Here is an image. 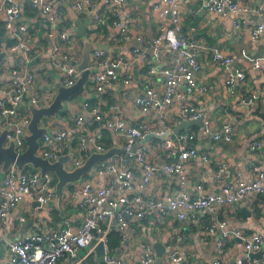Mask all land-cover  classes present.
I'll return each instance as SVG.
<instances>
[{
    "label": "built area",
    "instance_id": "1",
    "mask_svg": "<svg viewBox=\"0 0 264 264\" xmlns=\"http://www.w3.org/2000/svg\"><path fill=\"white\" fill-rule=\"evenodd\" d=\"M29 6L45 16L47 24V36L52 45L49 59L52 66L61 75L64 86H72L76 83L81 72L76 69L77 60L75 55L68 56L64 53L61 43H69L75 38L72 32L76 26L71 21V30L61 32L57 35L59 21L58 9L52 0H25ZM70 7L80 16H87L89 21L99 23L100 15L96 10L93 0H71ZM181 0H157L150 4L153 12L161 16H170L169 25L163 24V33L159 38H153L150 42L152 52L150 62L145 52L143 38L136 37L135 47L132 49V58L127 59L123 55L109 53L102 50H94L90 55V68L96 70L91 76L92 85L96 93H103L107 86L120 84L124 88H130L133 84V74L138 73V67L147 65L146 75L163 76V92L158 93L145 83L143 90L131 97L133 108L143 114H150V119L142 123L130 125L123 117H119L115 111L116 106L106 120L105 126L116 135L123 138V154L112 155L107 161L97 164L92 173L83 178L81 182L68 185L62 201L73 204L78 198L81 199L80 207L84 213V219L77 230H72L67 222L54 231L39 233L33 230H25L11 238L0 237V243L5 250V261L7 264H58L60 261H68L70 264L81 262V251L90 254L101 244L103 249V260L107 264H134L130 261L114 258L110 255L111 248L108 243V235L115 232L119 236L121 246L128 245L132 239L131 230L128 225L129 219L143 221L152 217L161 220L169 214H174L179 220L193 222L202 216H209V223L204 226L209 234L215 229L220 232L217 238V246L220 250L228 248L231 238L238 239L241 244L243 256L238 263L264 264L263 239L260 234L252 233L246 235L240 230H228L225 220L219 217L220 209H232L239 203L246 202L250 198L264 195V167L250 165L253 178L244 180V174L236 172L231 182H222L217 192H209L206 189L208 177L205 172H200L198 179L189 185L186 165L193 160L200 159L203 163L210 162L205 154H199L192 145L195 134L184 132L178 136V143L167 150L169 159L158 166L159 139H163L172 132L175 122L158 115V110L164 106L177 102L183 109L184 122L188 123L202 119L201 134L210 137L214 142L231 143L234 138V127L229 121L223 124L220 131L213 128L205 115L197 109L192 108L186 102V96L193 95L199 91L196 74L200 69V61L193 51V43L186 38L180 25L179 4ZM125 0H107L104 6L112 18V25L122 31V38H129L130 19L126 18L122 6ZM1 11L3 15L2 24L5 36L13 34L16 43L9 48L10 52H18L27 60L35 59L39 52L34 47L33 33L25 22H21V5L18 0H1ZM204 6L213 14L227 16L248 15L256 12V9L247 4H241L235 0H206ZM96 10V11H95ZM69 20V19H68ZM235 28H239L241 21L233 20ZM264 33V14L259 22L248 30V37L256 41ZM98 36L97 33H94ZM92 41V40H91ZM104 42V41H103ZM73 43H71L73 51ZM101 43V42H99ZM165 46L172 54L171 64L160 70L158 60L160 49ZM211 53L212 61L221 64L225 68V85L230 96L238 94L237 88L246 79V73L232 67V58L224 54L214 46L206 48ZM0 58V73L8 77V82L0 92V132L11 129L7 135L8 140H13L16 151L21 153L25 149L22 135L26 133L25 125L29 122L28 115H20L18 109L24 101L28 90L35 83V74L24 72L14 67H8L2 62L4 55ZM143 76V79L147 76ZM45 97L33 96L30 103L37 106L39 101ZM46 98L51 100V97ZM255 97L244 94L240 97V106L247 108L254 104ZM83 108L89 109V116L78 115L75 124L80 128L75 155L66 163L68 170L80 166L92 152L103 153L108 148L101 140V132L87 134L92 124H100L102 111L97 106H91L88 101L82 104ZM156 111V112H155ZM177 124H183L177 121ZM46 126V125H45ZM47 127V126H46ZM187 129V128H186ZM185 130V129H183ZM146 141L138 145L144 138ZM68 139L65 130H57L51 134L43 135L39 140L37 154L49 161L54 162L68 149ZM91 146L92 152L88 149ZM260 143H252L249 147L253 154L258 150ZM253 156V155H252ZM253 160V157L249 159ZM134 163L140 168V173L135 171ZM227 169L225 164H218L215 172L216 180H220ZM168 176L175 184L164 193L156 192L151 196L142 197L141 191L145 190L153 181ZM104 176L110 177L108 186L101 185L99 179ZM55 177L52 173L40 177L38 170H24L17 176L14 167H11L0 181V231L3 229L6 219L14 210L20 198L25 197L31 203H36L33 208L41 210L51 205L55 198ZM24 216L19 217V223H25ZM177 236L176 241L181 242ZM141 250L139 264H155L156 258L152 245L148 241L139 242ZM261 252L260 258L252 259L254 253ZM174 263H183L187 260L185 253L174 252L169 256ZM212 264H221L215 260Z\"/></svg>",
    "mask_w": 264,
    "mask_h": 264
},
{
    "label": "crops",
    "instance_id": "2",
    "mask_svg": "<svg viewBox=\"0 0 264 264\" xmlns=\"http://www.w3.org/2000/svg\"><path fill=\"white\" fill-rule=\"evenodd\" d=\"M21 5V22H25L30 31L33 33V43L38 50L39 56L35 59L27 60L18 52H10L11 45H7L8 39H14L13 34L9 37H1L2 44L0 53L4 55L2 62L5 64V70L8 67H14L24 72L35 74V83L28 90L26 97L20 108V115H28V105L30 98L54 97L55 91L49 90L54 82V78L61 73L56 70L49 59L52 41L47 36L46 18L38 11L33 10L25 0H18ZM55 8L58 9L59 21L57 23L58 33L71 30V21L67 18V13L62 6L66 1L71 4V0H52ZM107 0H93L96 4V10L100 15L101 21L94 23L91 20L88 23L87 36L94 44L105 41L110 38V44L115 48V54L123 55L127 59L132 58V49L135 47V38L142 37L145 52L150 62L152 52L151 40L159 38L163 33V24L169 25L170 16H161L151 10L150 4L157 0H125L122 6L126 18L130 19L129 38H122V31L112 25L113 16L107 12L104 2ZM206 0H181L179 4L180 25L182 32L188 40L193 43V51L197 54L200 61V69L195 75L199 91L193 95L186 96V102H189L192 108L205 111V117L212 122L213 128L220 131L223 124L231 122L234 127V138L231 143L214 142L210 137L204 136L200 132V127L191 124L187 129H179L184 122L183 109L177 102L164 106L158 110V115L175 122L172 132L167 134L163 139L158 140L160 148L158 150V166L166 162L169 157L167 150L175 146L178 136L184 132L195 134L192 145L199 154H205L209 157L210 162L203 163L200 159L193 160L186 165L188 174L189 189L198 179L200 172H205L208 181L206 189L209 192H217L222 182H231L236 172L244 174V180L253 178L250 165L255 164L264 167V33L256 40L252 41L248 37V30L260 21L264 14V0H235L241 4H247L256 9L248 15L234 16L228 14L223 17L213 14L204 6ZM0 0V29H3V15L1 11ZM95 10V11H96ZM82 20H87V16H80ZM238 18L241 21L239 28H235L233 20ZM102 27L106 33L98 30ZM94 33H97L96 36ZM73 43V51L71 43ZM214 46L224 54L232 58V67L241 69L246 73L245 81L237 88L238 94L230 96L225 85V68L212 61L211 53L206 48ZM61 47L64 53L72 58L79 60L81 58L82 43L77 38H71L69 43L62 42ZM160 49L158 60V69L162 70L171 64L172 54L165 47ZM147 65L138 67V73L133 74V84L130 88H124L120 84L107 86L103 93H96L92 83L86 85L93 99L87 100L91 106H97L102 111L103 121L100 124H92L87 134L101 132V140L106 148L112 147L122 149L123 138L120 135L113 134L106 126V120L112 114L111 106H116L115 113L130 124H138L150 119V114H143L133 108L131 97L137 92H141L145 83L158 93L163 92V76L146 75ZM145 79H143V76ZM137 78V79H136ZM8 82V77L0 73V92ZM256 98L252 106L244 108L240 106V97L244 94H251ZM67 110L57 113L56 120H50L45 125L50 129V134L57 130H65L68 139V149L64 154L70 151L74 152L77 144V138L81 134L80 128L75 124V118L78 115L89 116V109H85L80 103V97H74L67 102ZM156 112V111H155ZM44 124V123H43ZM259 142L260 145L255 153L250 152V145ZM88 149L92 152L91 146ZM107 149V150H108ZM73 155V157H74ZM118 155V154H114ZM253 155V156H252ZM120 156V155H119ZM71 158V160L73 159ZM253 157V160L250 161ZM69 160L67 163H69ZM218 164H225V170L222 178L216 180L215 172ZM135 171L140 173L139 166L134 163ZM32 169L26 168L25 170ZM110 177L100 178V184L108 186ZM168 176L163 175L158 178V182L153 181L145 190L141 191L142 197H148L154 193H164L169 188H174L175 184ZM81 199L78 198L73 204H67L62 201V207L65 214L57 212L49 205L41 210H35L33 203L27 198H20L14 210L6 219L3 229L0 231V237L11 238L25 230H33L39 233L45 231H54L61 229L65 223L77 230L84 219V213L80 207ZM219 217L225 220L228 230H240L242 233L249 235L257 233L262 236L264 252V195L250 198L246 202L239 203L236 207L220 209ZM24 216L25 223H19V217ZM209 216H202L193 222L179 220L174 214H169L161 220H154L152 217L143 221L129 219L128 225L131 230L132 239L128 245L111 248L110 255L114 258L130 261L139 264L141 250L139 242L148 241L154 250L156 258L155 264H174L169 260L171 253H185L187 260L178 264H212L215 260H220L221 264H239L238 260L243 256L240 241L231 238L226 250H220L217 246V238L220 232L215 229L214 233L208 234L204 226L209 223ZM180 236L181 242L176 238ZM158 244V253L154 248ZM257 254V253H254ZM81 262L79 264H98L96 252L85 254L80 252ZM5 250L0 243V264H7L5 259ZM259 257L256 258H260ZM242 259V258H241ZM252 259L255 257L252 255ZM58 264H70L68 261H60ZM242 264H253L242 262Z\"/></svg>",
    "mask_w": 264,
    "mask_h": 264
},
{
    "label": "water",
    "instance_id": "3",
    "mask_svg": "<svg viewBox=\"0 0 264 264\" xmlns=\"http://www.w3.org/2000/svg\"><path fill=\"white\" fill-rule=\"evenodd\" d=\"M62 6L67 13V18L76 26L72 35L82 43L81 60L75 66L76 69L81 72V75L74 85L68 87L64 86L59 76H56L49 89L55 91L52 100L49 101L48 98H42L37 106L32 104L28 105L27 112H29L30 118L29 122L25 125L26 133L22 135L26 146L23 152H17L14 141L7 139V135L11 129L8 128L0 132V181L11 167L15 168L17 176L21 175L22 172L29 167L33 170H38L41 178L48 173H52L55 177V198L51 203V207L57 212L65 214L61 204L65 195V188L68 185L81 182L85 176L92 173L97 164L107 161L114 154L122 155L123 150L112 147L103 153L92 152L80 166L72 170L67 169L66 163L73 157V151L60 155L54 162L37 154L40 138L45 134H50V129L45 126V123L43 124L44 120L47 122L50 120L55 121L57 113L67 110V102L74 97H80V103L82 104L94 98V95H90L86 89V85L92 83L91 76L96 73V70L89 67L91 53L94 50L115 53V48L110 44V38L98 44H94L88 38L86 32L89 19L82 20L66 1L62 2ZM1 57L0 55V58ZM205 111L206 110H200L199 112L204 115ZM191 124L198 125L202 131V119L183 123L179 129H186ZM146 139H148V137H144L138 145L143 144ZM34 206H36V203H33V207ZM153 246L158 253V244H154ZM95 252L98 258V264H107L103 260V249L101 244L96 247ZM251 255L256 258L261 255V252Z\"/></svg>",
    "mask_w": 264,
    "mask_h": 264
},
{
    "label": "trees",
    "instance_id": "4",
    "mask_svg": "<svg viewBox=\"0 0 264 264\" xmlns=\"http://www.w3.org/2000/svg\"><path fill=\"white\" fill-rule=\"evenodd\" d=\"M3 25V24H2ZM98 30H101L103 33H106L105 30H102V27L101 25L98 26ZM0 35L2 37V35L4 36L5 35V31H4V27L3 29H0ZM0 37V46L2 44V39ZM6 37V36H5ZM15 41L14 39H8V42H7V45H11L13 44ZM119 236L117 233L115 232H111L109 235H108V243H109V247L110 248H115L119 245Z\"/></svg>",
    "mask_w": 264,
    "mask_h": 264
},
{
    "label": "rangeland",
    "instance_id": "5",
    "mask_svg": "<svg viewBox=\"0 0 264 264\" xmlns=\"http://www.w3.org/2000/svg\"><path fill=\"white\" fill-rule=\"evenodd\" d=\"M43 123H47V121L44 120ZM28 170L30 171V169H28ZM87 177H88V176H85V178H87Z\"/></svg>",
    "mask_w": 264,
    "mask_h": 264
}]
</instances>
